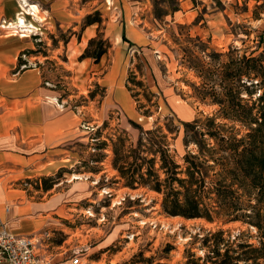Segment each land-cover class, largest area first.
Segmentation results:
<instances>
[{"label": "rangeland", "instance_id": "rangeland-1", "mask_svg": "<svg viewBox=\"0 0 264 264\" xmlns=\"http://www.w3.org/2000/svg\"><path fill=\"white\" fill-rule=\"evenodd\" d=\"M25 1L39 7L42 20L25 11ZM88 16L102 23L86 26ZM98 33L109 42L108 53L100 62L81 59ZM235 49L264 60V0H0V101L28 103L30 112L21 126L12 109V131L23 128L31 140L40 136L39 122L52 123L65 133L59 148L67 151L54 157L59 163L52 169L31 165L23 174L0 173V180L10 179L0 185L23 190L37 202L59 197L55 217L73 237L54 241L65 243L66 252L80 255L83 264H211L203 242L219 229L233 238L245 232L258 244L256 230L240 222L164 214L157 193L116 183L111 147L97 150L98 142L110 143L122 131L128 145L137 143L140 130L131 122L150 130L160 117L181 127L172 143L181 162L193 149L185 147L182 124L216 117L219 110L198 98L203 81L191 68L193 60L217 65L216 56ZM131 76L148 90L131 84L130 91ZM149 93L158 98L148 102ZM52 100L59 104L56 111L48 108ZM140 104L151 116L142 115ZM224 123L229 131L245 132ZM31 149L36 151L32 145L23 154L31 156ZM102 154L107 157L101 163L92 162ZM46 186L52 188L45 191Z\"/></svg>", "mask_w": 264, "mask_h": 264}, {"label": "trees", "instance_id": "trees-1", "mask_svg": "<svg viewBox=\"0 0 264 264\" xmlns=\"http://www.w3.org/2000/svg\"><path fill=\"white\" fill-rule=\"evenodd\" d=\"M97 17L88 16L86 26L102 23ZM123 40L128 42L125 35ZM109 49V42L98 33L81 59L100 62ZM223 57L228 62L221 61ZM216 59L217 65L193 60L191 68L203 81L198 98L209 99L219 110L216 117L182 124L185 147L193 149L181 162L172 147L181 127L172 119L163 122L160 117L150 130L131 122L140 130L137 143L128 145V134L122 131L115 139L108 138L110 143L98 142L97 150L111 147L112 168L118 173L116 183L157 193L164 214L211 223L222 221L224 225L240 222L256 230L258 244L252 243L245 232L235 238L223 229L210 232L203 242L208 262L264 264V60L241 55L237 49ZM134 77L129 79L130 91L134 92L131 84L148 90ZM155 98L158 96L154 93L145 95L148 102ZM154 103L158 110L159 104ZM139 108L144 117L151 116L146 105L140 104ZM224 121L239 125L245 132L234 127L229 131ZM107 127L105 122L103 128ZM100 137L101 131L94 139ZM106 157L102 154L92 162L101 163ZM51 188L46 186L44 190Z\"/></svg>", "mask_w": 264, "mask_h": 264}, {"label": "crops", "instance_id": "crops-1", "mask_svg": "<svg viewBox=\"0 0 264 264\" xmlns=\"http://www.w3.org/2000/svg\"><path fill=\"white\" fill-rule=\"evenodd\" d=\"M49 105L48 108L52 111H56L59 106V104L57 107L54 106L52 102H49ZM13 108H16L17 114L20 115L19 123L15 125H27L29 120L28 103L14 104L13 102L0 101V173L23 174L29 170L31 165H36L39 169H52L53 165L59 163V160H55L54 157L58 156V153L67 152L65 149L59 148L60 139L65 133L60 135L56 130H53V124H48L46 121V123L39 122L40 136L34 139L29 140L25 136L23 128L20 131L17 128V132L14 133L11 128ZM41 132L43 133L41 134ZM55 138H57L56 142ZM23 142L26 143L25 146L22 145ZM30 142L33 143L37 152H32L34 149H31L32 155L27 156L23 153H27L32 147ZM17 150H20L21 153H18ZM8 180L10 179L7 175L0 181L7 182ZM4 182H1L0 185V217L7 227L16 235L32 238L37 243L42 257H52L54 264H70L71 256L65 250V243L63 245L54 241L56 236H64L66 241L73 237L72 229L59 224L55 217L61 204L60 198L51 196L47 200L37 202L30 199L23 190L12 188L7 191ZM51 247L52 249H50Z\"/></svg>", "mask_w": 264, "mask_h": 264}, {"label": "built area", "instance_id": "built-area-1", "mask_svg": "<svg viewBox=\"0 0 264 264\" xmlns=\"http://www.w3.org/2000/svg\"><path fill=\"white\" fill-rule=\"evenodd\" d=\"M70 264H83L80 255L71 256ZM0 264H54L52 257H42L37 243L14 234L0 217Z\"/></svg>", "mask_w": 264, "mask_h": 264}, {"label": "bare ground", "instance_id": "bare-ground-1", "mask_svg": "<svg viewBox=\"0 0 264 264\" xmlns=\"http://www.w3.org/2000/svg\"><path fill=\"white\" fill-rule=\"evenodd\" d=\"M22 1H24V0H22ZM25 11L26 12H29V15H33L34 17H37V18H39V19H43L40 15H41V11H40V9H39V7H37V6H30V5H28L27 4V2L25 1ZM20 23H23V19H21L20 18ZM12 29H14V31L13 32H17V29H20V26H17V28H12ZM52 102V104L54 105V106H58V104H57V102H54V101H51Z\"/></svg>", "mask_w": 264, "mask_h": 264}]
</instances>
